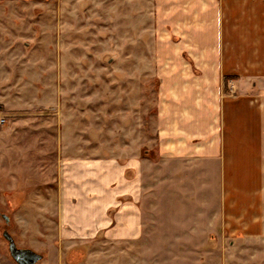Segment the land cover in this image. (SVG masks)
Wrapping results in <instances>:
<instances>
[{"label":"rangeland","instance_id":"374dc122","mask_svg":"<svg viewBox=\"0 0 264 264\" xmlns=\"http://www.w3.org/2000/svg\"><path fill=\"white\" fill-rule=\"evenodd\" d=\"M178 2L0 0V264H15L3 230L37 264H264L247 185L219 182L216 158L160 153L158 75L174 64L163 54L178 43ZM108 157L144 160L140 239L63 237V163Z\"/></svg>","mask_w":264,"mask_h":264},{"label":"crops","instance_id":"0c3cea01","mask_svg":"<svg viewBox=\"0 0 264 264\" xmlns=\"http://www.w3.org/2000/svg\"><path fill=\"white\" fill-rule=\"evenodd\" d=\"M178 6L172 20L178 43L163 54L174 64L158 75L160 153L216 158L219 182L247 185V209L260 211L264 233V0H179ZM183 55L189 61L181 64ZM230 87L247 89L221 98ZM143 166L136 157L63 163V237L93 238L103 230L105 239L138 241ZM110 207L116 210L109 214Z\"/></svg>","mask_w":264,"mask_h":264},{"label":"water","instance_id":"95a60500","mask_svg":"<svg viewBox=\"0 0 264 264\" xmlns=\"http://www.w3.org/2000/svg\"><path fill=\"white\" fill-rule=\"evenodd\" d=\"M2 218L5 223L8 222L6 216L2 215ZM2 237L7 242L8 254L15 264H37L42 261L43 256L41 254L30 249H20L16 247L13 238L6 230H3Z\"/></svg>","mask_w":264,"mask_h":264},{"label":"flooded vegetation","instance_id":"af4514ba","mask_svg":"<svg viewBox=\"0 0 264 264\" xmlns=\"http://www.w3.org/2000/svg\"><path fill=\"white\" fill-rule=\"evenodd\" d=\"M2 217V216H1Z\"/></svg>","mask_w":264,"mask_h":264}]
</instances>
